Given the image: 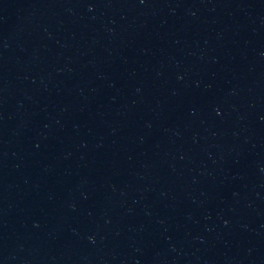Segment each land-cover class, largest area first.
<instances>
[{
  "label": "water",
  "instance_id": "obj_1",
  "mask_svg": "<svg viewBox=\"0 0 264 264\" xmlns=\"http://www.w3.org/2000/svg\"><path fill=\"white\" fill-rule=\"evenodd\" d=\"M0 264H264V0H0Z\"/></svg>",
  "mask_w": 264,
  "mask_h": 264
}]
</instances>
